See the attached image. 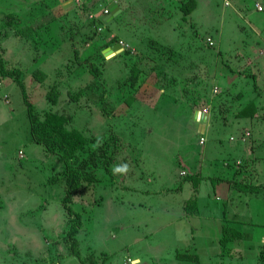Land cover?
<instances>
[{
  "label": "rangeland",
  "instance_id": "374dc122",
  "mask_svg": "<svg viewBox=\"0 0 264 264\" xmlns=\"http://www.w3.org/2000/svg\"><path fill=\"white\" fill-rule=\"evenodd\" d=\"M188 2L195 5L180 27L174 29L172 18L154 5L140 18L142 29L133 32L120 17L93 25L85 0H0V61L10 73L0 72V264H91L93 254L96 264H264L258 258L263 193L239 192V203L234 201L235 219L245 215L255 238H233L226 244L230 255L222 254L223 227L240 222L200 230L192 223L190 234L200 236L194 249L178 217L190 195L181 158L203 138L198 109L212 112L210 128L220 120L210 135L225 139L236 128L220 123L256 100L259 113L239 133L241 140L246 135L252 156L232 165L244 170L235 178L264 184L263 167L256 163L257 157L264 164V0ZM41 20L43 30L19 32V26ZM113 37L126 45L105 58V42ZM138 41L142 45L134 47ZM134 64L142 70L135 92L129 89ZM20 82L42 117L70 115L69 127L86 137L79 158L101 148L114 158L107 168L99 163L98 180L84 182L73 197L85 262L71 253L67 240L75 215L62 202L64 162L32 140ZM123 164L130 170L114 174Z\"/></svg>",
  "mask_w": 264,
  "mask_h": 264
},
{
  "label": "crops",
  "instance_id": "0c3cea01",
  "mask_svg": "<svg viewBox=\"0 0 264 264\" xmlns=\"http://www.w3.org/2000/svg\"><path fill=\"white\" fill-rule=\"evenodd\" d=\"M111 1L112 0L109 1V4ZM186 1L187 0H116L121 11L110 21H115L117 17H120L121 22L126 25V27H130L134 30L133 32H137L142 29L140 27V24L145 21V19L141 21L140 18L143 16L147 17L151 13L153 6L156 5L159 6L163 12H165L169 17L172 18L171 23H175V25L177 24L176 27H173L174 29H176L177 27L181 26V18L183 17V19H186V16L189 14L184 11L185 6H183V2L185 3ZM53 21L51 20V22ZM103 21L108 23V21L106 20ZM51 22H48L46 24H49ZM44 27L39 29V31L43 30ZM116 43L109 45L104 50L108 48L111 49V47ZM50 45L53 44L50 43ZM137 45L141 46L142 44L140 41H138L137 43H134V47ZM121 47L124 50L125 46L121 45ZM104 50L103 55L105 58L113 57L118 53L114 49H111V53L105 55ZM161 94L162 90L160 91V95ZM199 112H202L204 116L200 115ZM238 112L239 111H237L236 114L234 113V116H230L229 114L230 117H228L227 123L226 121L225 123H220L223 127L233 125V127L236 128V130L234 129V131H232L225 139L219 135H210L216 134L217 126L220 122L219 120L216 124L214 123L213 127L210 128L212 121V112H210V110L205 112L203 111V109H198L195 113V119H200L199 130L202 134L201 136L204 138V141L201 143V139H199L198 148L194 150H187L184 154V157L181 158V164L183 168L182 173H184L185 180V183L182 184L190 194L181 201V204L179 205L180 209L178 216L180 221L184 222L182 227L185 228L184 231H186L187 233L185 232V235L182 236H185L186 241L189 239L193 242H198V239L200 237L197 234H195V236L193 233L190 234V231L193 230L190 227L192 223H198L199 230L202 229V226H205L206 228L210 227L212 229L214 225H216V227L217 225H219L221 229L222 224L229 223V221L240 222L239 224H235L233 226L242 233L241 240L243 239V241H249V239L251 238L250 233H252V237L255 238L253 232L246 229L245 224H247L248 218L244 215V218L242 217V221L244 222H242L241 219L238 218L239 220H237L234 216L237 211L235 208L237 206H234V201L238 202L237 197L240 195V191L231 187L230 182L233 181L236 176V170H234L232 164H234V161L237 159L239 162H241L242 156L246 155L250 157L253 153V149H250L248 147L249 145L246 146V142L248 141L245 140L246 135H243L241 140L239 137V133L243 131L242 126L244 122L246 124L247 122H250L254 119L241 116L238 114ZM220 137L222 138V140L220 139ZM211 138L214 141L213 144H210L209 140ZM256 160L257 166L261 165L263 167L262 175H264V164L262 162V159H257L256 157ZM241 174L242 173H240L239 178L243 177ZM260 175L261 174H259V176ZM183 185H181L180 187H182ZM247 206L248 205H246V207H244L243 209H247ZM205 237L207 236H201V238ZM196 247H198V244L195 242L194 249H197Z\"/></svg>",
  "mask_w": 264,
  "mask_h": 264
},
{
  "label": "trees",
  "instance_id": "16d2710c",
  "mask_svg": "<svg viewBox=\"0 0 264 264\" xmlns=\"http://www.w3.org/2000/svg\"><path fill=\"white\" fill-rule=\"evenodd\" d=\"M188 1L189 0H187L185 3L183 2V6H185L184 11L187 13H189L190 9H193V5H195V3H193L191 6V2ZM84 4L85 6L83 9L86 10L88 14L90 11H95L98 7L96 0H85ZM5 17L7 18L6 21L8 24H10V18L12 19V16L9 15L8 17ZM99 21L100 20L97 19H91V23L93 25L98 24ZM19 27V32L22 35H31L39 31V29L44 27V25L42 24L41 20L39 22L35 21V23L32 22ZM118 40L119 39L117 37H113L112 39H109V41L105 42L106 45L104 47L113 44L114 41L118 42ZM169 53L170 56L174 54L172 50H170ZM91 71L95 76L98 74V71L93 63L91 64ZM0 72L3 76L10 74L4 69L3 63L1 61ZM41 74L42 77L45 75L44 73ZM141 74V68L137 64H134L131 68V75L129 78V89L133 92H135L137 90L136 88H138V86L141 84V81H139ZM16 79H19V76H16ZM20 83L23 91L25 92L26 90L24 83ZM24 96L28 108L27 116L30 122V135L32 140L35 143L42 144L51 153H59L64 162L63 178L65 180L66 190L62 202L69 214L75 215V220H73L71 228L67 231V240L70 243L69 248L71 253L79 258L82 262H85L88 260V258L83 257L79 246V239L77 238L79 226L82 224V218L72 206L73 197L75 193L80 190L84 182L93 183L98 180L96 168L98 167L99 163H102L107 168L111 164L110 161L114 158L112 155L110 156L104 148H101L98 152H91L87 158H79V152L84 149L86 144V137L80 130L69 127L70 115L57 112H47L42 117L37 111L34 103L28 99L26 92ZM258 112L259 106L256 103V100L252 98L250 101H248V104L239 110L238 114L249 117L250 119H254ZM243 171L244 170H242L241 167L239 170L235 171V175L244 173ZM230 183L232 188L237 189L240 192L249 193L251 195H260L261 193L264 194V184H256L250 181L246 182L237 177L234 178V180ZM222 238L224 239L222 240V245L223 247L225 246L222 254L230 255V251H227V247H229L228 244L233 238H242V233L232 226L225 225L223 227ZM93 256H89V261L91 264H96V260L95 263L93 262ZM258 258L264 263V244L258 252ZM185 259L191 260L190 257Z\"/></svg>",
  "mask_w": 264,
  "mask_h": 264
},
{
  "label": "built area",
  "instance_id": "2783aa9c",
  "mask_svg": "<svg viewBox=\"0 0 264 264\" xmlns=\"http://www.w3.org/2000/svg\"><path fill=\"white\" fill-rule=\"evenodd\" d=\"M80 1V0H77ZM109 1L110 0H96V2L99 4L100 8L98 11H90L89 17L90 19H98V20H105V16L109 14ZM255 8L259 11L263 10V7L260 3L255 4ZM211 41V40H210ZM119 44L122 46H125L126 44L123 41H118ZM212 44V42H211ZM204 141V138H201V142Z\"/></svg>",
  "mask_w": 264,
  "mask_h": 264
},
{
  "label": "water",
  "instance_id": "95a60500",
  "mask_svg": "<svg viewBox=\"0 0 264 264\" xmlns=\"http://www.w3.org/2000/svg\"><path fill=\"white\" fill-rule=\"evenodd\" d=\"M109 9H110L109 14L105 17V20L108 21V22L110 20H112L115 16H117L120 13V11H121V9H120L118 3L116 2V0H112L110 2ZM111 49H114L116 52H121L123 50L119 43L114 44L111 47ZM111 49L108 48V49L104 50V54L105 55L110 54L111 53L110 52ZM199 114L204 116V114H202V112H199Z\"/></svg>",
  "mask_w": 264,
  "mask_h": 264
},
{
  "label": "clouds",
  "instance_id": "9594fccd",
  "mask_svg": "<svg viewBox=\"0 0 264 264\" xmlns=\"http://www.w3.org/2000/svg\"><path fill=\"white\" fill-rule=\"evenodd\" d=\"M130 170L128 164H123L113 169V173L126 174Z\"/></svg>",
  "mask_w": 264,
  "mask_h": 264
}]
</instances>
